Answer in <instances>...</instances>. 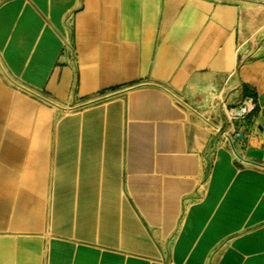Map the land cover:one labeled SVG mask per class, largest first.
<instances>
[{"label": "crops", "instance_id": "crops-1", "mask_svg": "<svg viewBox=\"0 0 264 264\" xmlns=\"http://www.w3.org/2000/svg\"><path fill=\"white\" fill-rule=\"evenodd\" d=\"M0 264H264V0H0Z\"/></svg>", "mask_w": 264, "mask_h": 264}, {"label": "built area", "instance_id": "built-area-1", "mask_svg": "<svg viewBox=\"0 0 264 264\" xmlns=\"http://www.w3.org/2000/svg\"><path fill=\"white\" fill-rule=\"evenodd\" d=\"M62 47H63V52H69L71 56L74 55L73 48H72V40L70 35H63L62 36ZM179 103V102H178ZM257 107V102L253 99H248L240 104L238 106L237 110H226V116L227 119L231 121L235 120H244L246 119L250 113ZM224 108L225 105H224ZM240 134L237 133L235 134L234 137H238ZM232 141V140H231Z\"/></svg>", "mask_w": 264, "mask_h": 264}]
</instances>
